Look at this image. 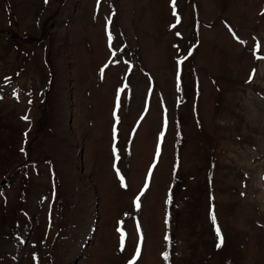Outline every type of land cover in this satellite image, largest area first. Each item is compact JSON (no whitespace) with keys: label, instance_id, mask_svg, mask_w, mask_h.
<instances>
[{"label":"rangeland","instance_id":"1","mask_svg":"<svg viewBox=\"0 0 264 264\" xmlns=\"http://www.w3.org/2000/svg\"><path fill=\"white\" fill-rule=\"evenodd\" d=\"M175 10L0 0V264H264V0Z\"/></svg>","mask_w":264,"mask_h":264},{"label":"snow or ice","instance_id":"2","mask_svg":"<svg viewBox=\"0 0 264 264\" xmlns=\"http://www.w3.org/2000/svg\"><path fill=\"white\" fill-rule=\"evenodd\" d=\"M45 2L47 3V0H45ZM175 6H176V0H172V7H173V13L172 14H173V16L176 17V21H177V24H178L180 22V18H179V16L176 13ZM262 14H264V13H262ZM109 22H110V20H109ZM171 27L172 28H175L176 25L174 24ZM230 31H231V29H230ZM179 35H180V33L177 32V36H179ZM108 38H109V42L111 44V40H112L111 33H109V37ZM176 47H178V46H176ZM191 54H192V52H191V50H189L188 55L190 56ZM112 55L115 57L116 56V53L113 52ZM185 59H187V57H183V59L178 60L177 61V64L179 65V64L183 63V60H185ZM107 66L108 65H105V67H107ZM101 72L103 73V69L101 70ZM250 80H251V77L249 78V82H250ZM179 82H180V73H179V68H178V70H177V89L178 90H179ZM126 87H127V85H125V88ZM123 91H124V88L118 89V91H117V102H116L117 109L120 107V93L123 92ZM29 103H31V101H29ZM113 116H116V112L115 111L113 112ZM22 119H24V120L27 121L28 120V117L27 116H24V117H22ZM165 123H167V121H165ZM25 135H27V133H25ZM163 135L164 134L162 132L161 133V138L163 137ZM113 138L115 140V126L113 128ZM22 151H23V149H22ZM113 154L116 155L115 145L113 146ZM156 154H157V156H159V154H160L159 144L157 145ZM117 159H119L118 156H117ZM153 166H155V165H153ZM114 167H115V165H114ZM151 174H152V169L149 168V170H148L149 177L151 176ZM117 175H119V172L117 173ZM121 186L122 187L124 186V184H123V177H121ZM148 186H149L148 185V180L146 179L145 180V184H144V188L141 189L140 193L135 197V200H134V204H135V206H136L137 209L140 208V198L144 195V192L148 188ZM241 195L243 196L244 193H241ZM170 201H171V196L169 197V202ZM210 219H211L212 224L215 226L216 223H217V221H216V216H215L214 212L210 214ZM165 223L167 224V219L165 220ZM117 231L120 234V249H121V251H123L125 249V233L120 228H117ZM140 233H141L140 225L137 224V234L140 236V240L135 245V257H140L141 256V244L143 242V236ZM215 234H216V237L218 238V242L216 244V247L219 249L222 246L223 237L221 235V229L218 226L215 227ZM164 239H165V241H170V238H169V236L167 234L165 235ZM135 257H134L133 261H130V264H135ZM164 259L165 260H168L169 259V254L167 252L164 253Z\"/></svg>","mask_w":264,"mask_h":264}]
</instances>
